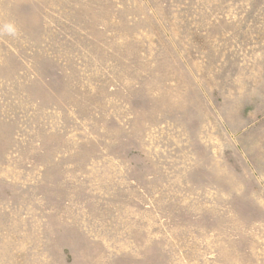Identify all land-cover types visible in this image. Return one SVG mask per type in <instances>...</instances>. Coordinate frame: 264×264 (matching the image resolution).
Returning a JSON list of instances; mask_svg holds the SVG:
<instances>
[{
	"label": "rangeland",
	"instance_id": "rangeland-1",
	"mask_svg": "<svg viewBox=\"0 0 264 264\" xmlns=\"http://www.w3.org/2000/svg\"><path fill=\"white\" fill-rule=\"evenodd\" d=\"M0 264H264V0H0Z\"/></svg>",
	"mask_w": 264,
	"mask_h": 264
}]
</instances>
